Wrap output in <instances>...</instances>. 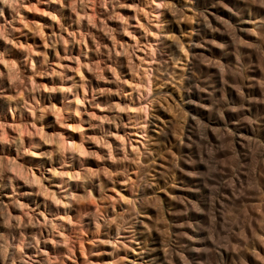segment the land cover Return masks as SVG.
Returning a JSON list of instances; mask_svg holds the SVG:
<instances>
[{
  "label": "clouds",
  "instance_id": "9594fccd",
  "mask_svg": "<svg viewBox=\"0 0 264 264\" xmlns=\"http://www.w3.org/2000/svg\"><path fill=\"white\" fill-rule=\"evenodd\" d=\"M0 264H264V0H0Z\"/></svg>",
  "mask_w": 264,
  "mask_h": 264
}]
</instances>
